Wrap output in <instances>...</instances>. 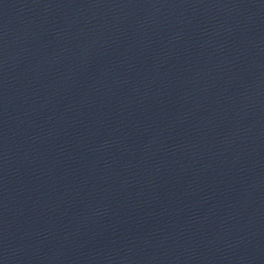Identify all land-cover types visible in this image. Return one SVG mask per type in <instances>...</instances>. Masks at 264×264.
Instances as JSON below:
<instances>
[{"label":"water","instance_id":"obj_1","mask_svg":"<svg viewBox=\"0 0 264 264\" xmlns=\"http://www.w3.org/2000/svg\"><path fill=\"white\" fill-rule=\"evenodd\" d=\"M0 264H264V0H0Z\"/></svg>","mask_w":264,"mask_h":264}]
</instances>
